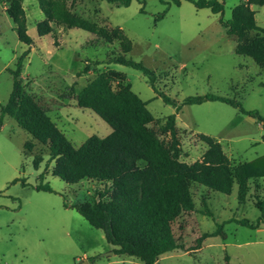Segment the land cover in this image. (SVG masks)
I'll return each mask as SVG.
<instances>
[{
	"label": "rangeland",
	"instance_id": "rangeland-1",
	"mask_svg": "<svg viewBox=\"0 0 264 264\" xmlns=\"http://www.w3.org/2000/svg\"><path fill=\"white\" fill-rule=\"evenodd\" d=\"M218 1L224 3L223 15L197 9L186 0H180V5L174 0H133L129 7L120 8L107 0H69V4L80 17L109 29L121 28L132 42L126 57L154 71L156 87L177 105L189 97L217 95L235 99L245 110H256L264 117V71L250 57L236 54V38L228 36L221 23L230 21L232 9L246 0ZM9 3L0 0V115L13 88L9 69H15L16 59L30 50L22 71L26 90L76 148L91 136L105 138L112 133L105 121L78 107L76 100L97 74L106 73L114 90L130 83L147 103L155 118L149 128L161 140L170 141L160 129L176 114L183 162L192 164L206 152L199 135L216 138L233 165L264 156V130L258 121L222 102L183 106L177 112L157 97L142 71L108 63L121 53L118 42L109 44L65 25H53L50 35L40 37L37 24L45 16L38 0H23L28 34L34 41L31 48L23 44L6 13ZM251 8L257 25L264 28V6ZM255 36L252 32L248 38ZM27 142L35 143L30 152L25 151ZM52 168L47 147L6 116L0 132V264H138L134 258L114 255L103 231L91 227L74 208L98 200L95 193L109 185L89 180L67 184L52 175ZM41 183L54 192L38 191ZM191 193L195 210L173 223L184 250L162 256L157 264H227L226 257L229 264H264V223L257 229L227 223L224 238H207L195 249L204 233L216 231L230 219L256 224L262 214L255 203L264 201V178L249 181L245 202L238 200V186L226 195L192 184ZM110 252L113 255L107 256Z\"/></svg>",
	"mask_w": 264,
	"mask_h": 264
},
{
	"label": "trees",
	"instance_id": "trees-1",
	"mask_svg": "<svg viewBox=\"0 0 264 264\" xmlns=\"http://www.w3.org/2000/svg\"><path fill=\"white\" fill-rule=\"evenodd\" d=\"M107 1L120 8L129 7L133 0ZM186 1L197 9H209L213 14L224 13V3L218 0ZM38 3L45 16L37 24L40 37L50 35L53 25H65L90 32L109 44L118 42L121 53L110 58L108 63L142 71L157 97L176 107L177 112L183 106L222 102L258 121L264 130V117L256 110H245L241 102L235 99L205 95L189 97L180 106L177 105L175 100L156 87L154 71L126 57L132 51V42L121 28L109 29L76 15L69 0H38ZM174 3L180 5V0H174ZM252 5L264 6V0H246L232 9L230 21L221 20V23L227 35L236 38V54L250 57L264 71V28L257 25ZM6 13L14 24L19 41L31 48L34 41L28 34L23 0H10ZM252 32L256 36L249 39L248 35ZM29 53L30 50L19 56L15 69H9L13 88L7 103L1 106L0 132L4 118L8 116L37 143L47 147L50 160L54 162L53 176L71 185L85 180L109 185L107 189L95 193L98 200L76 204L74 208L91 227L103 231L108 244L117 247L113 250L114 255H126L143 264H156L162 256L184 250L174 234L173 223L182 214L195 210L192 184L226 195L232 194L235 186H238V200L245 202L249 181L264 178V156L233 165L222 144L206 135H199L207 147L202 158L192 164L183 162L177 137L176 114L170 115L160 129L161 134L170 136V141L161 140L149 128L155 118L148 110L147 103L133 92L130 83L114 90L113 79L106 73L97 74L76 95V100L78 107L90 109L105 121L112 128V133L105 138L91 136L80 147H74L26 90L22 71ZM85 71H89L88 67ZM120 79L125 80L124 76ZM34 147L35 143L27 142L25 151L30 152ZM39 164L34 160L36 169H39ZM39 178L43 180L42 175ZM36 189L54 192L49 184L41 183ZM255 206L262 214L256 224L246 219H230L219 224L216 231L204 233L195 249H200L201 242L207 238H224L223 230L227 223L235 222L249 229L259 228L264 223V201H257ZM207 213L212 215L210 211ZM226 261L229 264L228 257Z\"/></svg>",
	"mask_w": 264,
	"mask_h": 264
},
{
	"label": "crops",
	"instance_id": "crops-1",
	"mask_svg": "<svg viewBox=\"0 0 264 264\" xmlns=\"http://www.w3.org/2000/svg\"><path fill=\"white\" fill-rule=\"evenodd\" d=\"M6 117V116H5ZM4 125V124H3ZM3 127V126H2ZM2 129V128H1ZM35 167V166H34ZM40 168H41V165L39 164V169H36V170H40ZM52 170H53V168H52ZM51 173H52V171H51ZM42 175V179H44V177H45V175H43V174H41ZM83 182V181H82ZM112 246V245H111ZM112 248H114V249H117V247H114V246H112ZM120 256H126V255H120ZM129 257V256H128ZM130 258H132V257H130ZM135 259V258H134ZM136 260H138V259H136ZM139 261V260H138ZM138 264H143V263H141L140 261H139V263ZM157 264V263H156Z\"/></svg>",
	"mask_w": 264,
	"mask_h": 264
},
{
	"label": "water",
	"instance_id": "water-1",
	"mask_svg": "<svg viewBox=\"0 0 264 264\" xmlns=\"http://www.w3.org/2000/svg\"><path fill=\"white\" fill-rule=\"evenodd\" d=\"M113 255V253L112 252H110V253H108V255L107 256H112ZM83 264H88L87 262H85V263H83Z\"/></svg>",
	"mask_w": 264,
	"mask_h": 264
}]
</instances>
